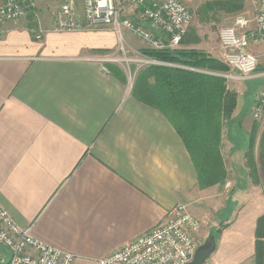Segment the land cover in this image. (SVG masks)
<instances>
[{
	"label": "crops",
	"instance_id": "0c3cea01",
	"mask_svg": "<svg viewBox=\"0 0 264 264\" xmlns=\"http://www.w3.org/2000/svg\"><path fill=\"white\" fill-rule=\"evenodd\" d=\"M256 8L239 16L253 19ZM234 14L226 19L231 25ZM35 15L45 31L41 40L28 20L0 25V200L18 224L76 255L75 264H97L186 203L202 221L201 231L212 226L211 217L225 225L205 264H255L264 182L252 186L242 152L255 124L264 130V115L260 124L253 114L255 94L264 87V38H253L250 47L259 74L226 79L237 105L223 126V156L238 162L237 176L202 188L174 125L132 95L135 80L83 59L116 49V33L110 27L56 29L55 13L40 3ZM255 28L253 21L249 30ZM189 29L180 47L224 60L220 41L209 42L195 24ZM136 36L124 30L125 43ZM260 138L258 132L257 147ZM255 153L258 160V148ZM0 252L9 258L2 244Z\"/></svg>",
	"mask_w": 264,
	"mask_h": 264
},
{
	"label": "built area",
	"instance_id": "2783aa9c",
	"mask_svg": "<svg viewBox=\"0 0 264 264\" xmlns=\"http://www.w3.org/2000/svg\"><path fill=\"white\" fill-rule=\"evenodd\" d=\"M32 0H5L0 3V25L9 21L29 22ZM124 7H134L132 16H125ZM193 21V13L182 0H85L84 16L76 15L75 2L69 0L56 12V29H103L110 27L117 35L116 49L106 55L87 57L108 73V63L130 65L137 60L126 58L124 30L133 32L151 48H178ZM255 30H249L251 22ZM161 31L166 39L155 34L148 26ZM34 31L37 40L44 36V29ZM1 35V32H0ZM264 38V0H259L255 18L237 16L234 24L223 26L219 40L222 56L229 72L220 73L226 79L253 78L259 74L258 55L251 50L252 39ZM120 52L124 57L120 56ZM118 53V55H116ZM142 61V60H141ZM144 63L157 64L155 59ZM235 72V74H233ZM264 113V87L255 94L253 114L260 119ZM202 221L186 203H179L168 210L165 221L135 241L123 245L113 254L98 259L97 264H186L194 259L201 246L199 241ZM0 244L9 250V258L0 252V264H75L77 257L37 239L32 227H23L14 219L0 200Z\"/></svg>",
	"mask_w": 264,
	"mask_h": 264
},
{
	"label": "trees",
	"instance_id": "16d2710c",
	"mask_svg": "<svg viewBox=\"0 0 264 264\" xmlns=\"http://www.w3.org/2000/svg\"><path fill=\"white\" fill-rule=\"evenodd\" d=\"M29 22L31 30L37 29L34 8L30 9ZM141 51L159 63L138 71L132 95L160 110L174 125L191 154L202 188L225 183L228 175L222 153L223 126L237 105L236 93L220 74L229 67L201 50L149 47ZM107 67L125 79L115 64L108 63ZM262 141L260 166L251 147L248 153L256 181H264ZM254 263L264 264V216L257 223Z\"/></svg>",
	"mask_w": 264,
	"mask_h": 264
},
{
	"label": "rangeland",
	"instance_id": "374dc122",
	"mask_svg": "<svg viewBox=\"0 0 264 264\" xmlns=\"http://www.w3.org/2000/svg\"><path fill=\"white\" fill-rule=\"evenodd\" d=\"M33 1V8L35 9V7L38 5L39 7V3H40V7H44L47 10L53 11L56 15L57 9H59L63 4L67 3L69 0H32ZM75 2V9H76V15L80 16L81 18L84 16V11H85V0H73ZM184 3H186V5L190 8V10L193 13V21L190 25V27L195 24L197 27H199V29L204 31V36L206 37V39H208L209 42L213 41L215 39H217V41L219 40V32L220 29L223 26H230L231 24L229 23V21H227L226 19L232 15V13H236L234 14V18L236 16L239 15H245L244 13H248V11L250 9H252V7L256 6L258 8V4H259V0H182ZM257 8H256V12H257ZM129 10H132L131 13H133V11H135V8L133 7H129ZM125 13V12H124ZM36 16V15H35ZM126 16H128L126 14ZM36 20V17H35ZM190 30V29H189ZM136 36V35H135ZM138 39L135 40L133 37V39L129 38L127 39L126 37V58H133L137 61L132 62L130 65H123L119 62H115V66L116 68L120 69L123 71L125 77H127V79L131 78L132 82L133 80H135V77L138 73V71L142 68H144L145 66H147L148 63H144V60L147 59H151L148 56H145L142 53V49L144 48H149L150 46L146 43L143 42L142 39L138 36H136ZM141 40L144 45L146 47H141L140 45V41ZM185 40V39H184ZM133 44L131 45L132 47H130L129 45L127 46V44ZM181 49H189L186 47H178ZM195 50H202V49H195ZM114 51V50H113ZM113 51L111 53H113ZM115 52V51H114ZM109 52H105V53H100L103 55H107ZM208 55H211L207 52H205ZM110 54V53H109ZM99 55V54H95L94 56ZM118 55V53L116 54ZM93 55H88V56H84L83 59L86 60L87 57H91ZM93 56V57H94ZM120 56L124 57V55L120 52ZM212 56V55H211ZM214 57V56H213ZM218 59H220L221 61L224 62V64L229 67L227 65V63L221 59L220 54L218 55V57H216ZM142 60V61H141ZM229 72V70H228ZM227 73V71H226ZM233 74H235V72H233ZM227 85L228 82L226 81ZM264 115V113L262 114V116L260 118H262ZM256 121L260 122L259 119ZM261 126V125H260ZM260 126L258 127V124H255V126L253 127L250 135L248 134V143L247 146H245V150L242 152L243 156V164L247 169V173L249 175H247L250 179V182L252 180V186H254V184L259 183V182H264L263 179L262 181L255 180L256 176L254 173L252 174V171L249 167V162H250V158L248 156V153L250 151H252L250 149V147L253 149V153H254V157H256V149L258 148V162H259V166H260V151H261V143L263 142L262 140L264 139V130H260ZM262 127V126H261ZM258 129L260 131H258ZM260 134L261 138L260 141L258 143V147L256 145V137L257 134ZM222 153H223V146H222ZM229 155L232 156V154L230 153ZM227 156V155H226ZM224 163H225V168L227 171V175H228V179L230 177L231 180H235V177L237 176V171L239 170L237 168V166L239 165L238 162H235L234 160L230 159V156H227L224 158ZM257 159V158H256ZM227 179V180H228ZM226 180V181H227ZM223 184V183H222ZM218 185V184H216ZM214 186V185H213ZM221 189V187H220ZM219 190V188H218ZM231 195V193H230ZM212 226H210V228L207 226L205 228L204 231H200L201 232V237H199V241L201 242V245L203 243H205V241L211 236L214 235L216 237V239L221 235V231L224 228V223L222 220H220L219 216L216 218L211 217V223Z\"/></svg>",
	"mask_w": 264,
	"mask_h": 264
},
{
	"label": "water",
	"instance_id": "95a60500",
	"mask_svg": "<svg viewBox=\"0 0 264 264\" xmlns=\"http://www.w3.org/2000/svg\"><path fill=\"white\" fill-rule=\"evenodd\" d=\"M217 241L214 235H211L205 243H203L197 250L194 259L186 264H205L206 261L216 251Z\"/></svg>",
	"mask_w": 264,
	"mask_h": 264
}]
</instances>
